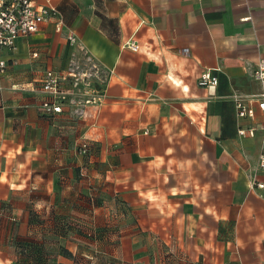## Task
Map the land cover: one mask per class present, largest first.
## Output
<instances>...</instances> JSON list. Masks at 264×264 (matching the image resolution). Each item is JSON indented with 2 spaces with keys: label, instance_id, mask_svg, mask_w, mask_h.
<instances>
[{
  "label": "crops",
  "instance_id": "obj_1",
  "mask_svg": "<svg viewBox=\"0 0 264 264\" xmlns=\"http://www.w3.org/2000/svg\"><path fill=\"white\" fill-rule=\"evenodd\" d=\"M55 3L61 31L0 49V264H264V0ZM77 65L97 102L43 114Z\"/></svg>",
  "mask_w": 264,
  "mask_h": 264
},
{
  "label": "built area",
  "instance_id": "obj_2",
  "mask_svg": "<svg viewBox=\"0 0 264 264\" xmlns=\"http://www.w3.org/2000/svg\"><path fill=\"white\" fill-rule=\"evenodd\" d=\"M48 20H54L57 30L61 31L63 27V14L59 10L55 0H0V49L2 47H15L16 40L20 36H29L41 28V24ZM71 43L76 44L78 40L73 35H68ZM128 46L135 50L138 48L136 42L128 43ZM253 76L261 83V92L251 101H257L258 107L264 111V59L256 63ZM7 61L0 60V74L5 72ZM76 67L70 70L69 75L74 78V87L76 90L68 92L63 89L62 82L68 79V75L59 74L54 70L47 69L42 76L40 85L44 94L41 109L45 115H55L62 113L66 108L76 116H82L84 106L97 102L96 89L85 78L91 74L88 72H79ZM199 84L207 87L209 90L215 89L219 83L217 75L210 70L205 71L199 77ZM72 95V98L69 97ZM235 105L239 116H254V109L245 103L243 96L235 97ZM75 107V108H74ZM245 133L244 130H241ZM90 143L83 140L79 146L80 153H86ZM259 167L264 168V152L260 156ZM258 185L264 186L259 182Z\"/></svg>",
  "mask_w": 264,
  "mask_h": 264
},
{
  "label": "trees",
  "instance_id": "obj_3",
  "mask_svg": "<svg viewBox=\"0 0 264 264\" xmlns=\"http://www.w3.org/2000/svg\"><path fill=\"white\" fill-rule=\"evenodd\" d=\"M79 151V150H78ZM80 152V151H79ZM89 152H90V146H89V148H88V151L86 152V153H81V154H83V155H88L89 154ZM11 210H12V208H11V206L9 205V204H7V205H5V204H2L1 202H0V213L1 214H5V215H7V214H9V215H11V217H12V213H11ZM99 233V232H98ZM86 234L88 235V236H90V237H95V232H92V231H87L86 232Z\"/></svg>",
  "mask_w": 264,
  "mask_h": 264
}]
</instances>
